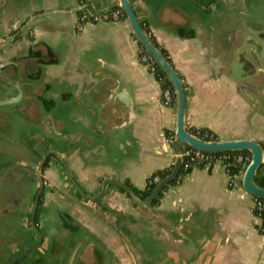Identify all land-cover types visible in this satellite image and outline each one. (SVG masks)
Returning <instances> with one entry per match:
<instances>
[{
	"label": "crops",
	"instance_id": "obj_1",
	"mask_svg": "<svg viewBox=\"0 0 264 264\" xmlns=\"http://www.w3.org/2000/svg\"><path fill=\"white\" fill-rule=\"evenodd\" d=\"M130 2L183 77L186 128L205 127L220 140L250 139L264 148V78L257 80L255 69L239 57L245 39L264 33V5ZM83 5L94 16L120 6L119 0ZM83 5L0 0V68L36 63L44 94L37 106L18 104L9 119L12 143L1 147L21 160L42 140V151L55 150L87 194H96L104 179H127L143 188L146 178L170 165L184 147L173 137L175 108L163 100L148 64L138 59L139 43L128 19L92 20L77 30ZM114 86L129 106L107 94ZM44 176L46 207L57 205L71 215L108 248L113 264H264V233L252 211L255 197L231 188L219 163L193 167L152 208L134 206L113 185L97 200L84 199L53 158Z\"/></svg>",
	"mask_w": 264,
	"mask_h": 264
},
{
	"label": "water",
	"instance_id": "obj_2",
	"mask_svg": "<svg viewBox=\"0 0 264 264\" xmlns=\"http://www.w3.org/2000/svg\"><path fill=\"white\" fill-rule=\"evenodd\" d=\"M256 2L257 4L264 5V0H256ZM119 5L129 21L135 38L166 75L172 86L175 97L176 116L173 137L178 147L190 146L210 154L228 151H248L250 159L245 166L240 184L245 192L264 200V186H260L254 180L256 172L264 162L262 145L250 139L203 140L190 133L185 126L184 120L186 97L182 80L143 31L130 0H119ZM242 45L245 50L239 54L240 60L245 66L253 67L255 69L253 75L257 80H262L261 78H264V33L259 34L258 39H245ZM247 53L251 56V59L245 56ZM20 59H26V56H21ZM8 69L12 70V74L7 73ZM8 69L0 68V114L3 113L5 116L11 115L16 105L21 101H23V105L26 103L33 104V106H37L38 102L44 101L43 88L38 81L40 72L36 63L32 62V64L29 63L24 66H19L18 70H14L13 68ZM34 72L36 74L32 75ZM107 94L110 97L122 98L124 105L126 107L129 106V102L123 99L124 93L122 91L116 92V86L109 88ZM180 151L181 150H178L176 152L177 154L174 158L171 172L162 178L151 193L143 200L138 199L128 186L113 179H104L100 190L96 194H87L72 177L65 161L55 150L48 151L44 159L48 157L53 158L55 162L62 164L67 179L84 199L97 200L105 194L109 185H113L129 195L139 207L146 208L178 174L182 163V158L179 156ZM66 215L68 216L65 217L68 223L75 228L71 231V250L64 255L61 264H113V257L108 248L95 236L90 234L79 222L74 220L71 215ZM33 216L34 213H32V217ZM69 218H71V220H69ZM35 230L38 236V244L34 248H37V246L41 244L42 238L39 231L36 228Z\"/></svg>",
	"mask_w": 264,
	"mask_h": 264
},
{
	"label": "flooded vegetation",
	"instance_id": "obj_3",
	"mask_svg": "<svg viewBox=\"0 0 264 264\" xmlns=\"http://www.w3.org/2000/svg\"><path fill=\"white\" fill-rule=\"evenodd\" d=\"M7 73L12 74V70ZM18 104L11 115L18 113ZM11 115L0 114V264H61L71 249V231L75 227L68 223L62 208L54 205L50 209L45 205L44 172L50 158L44 159L48 151H42L43 141L38 140L35 148L28 147L21 160L1 147L12 143ZM35 228L42 238L37 248H34L38 244ZM43 244L44 250L37 252Z\"/></svg>",
	"mask_w": 264,
	"mask_h": 264
},
{
	"label": "trees",
	"instance_id": "obj_4",
	"mask_svg": "<svg viewBox=\"0 0 264 264\" xmlns=\"http://www.w3.org/2000/svg\"><path fill=\"white\" fill-rule=\"evenodd\" d=\"M81 5H83L84 0H80ZM86 8V5H83L80 10L78 11V18L82 19L81 16L85 13L84 9ZM113 9H119L123 15V18H126V15L124 13V11L122 10V8L120 6H116ZM94 16V15H93ZM141 27L143 29V31L147 34L148 38L151 40V42L158 48V50L160 51V53L164 56V58L167 60V62L171 65V67L174 69L173 64L170 60V57L168 55V53L166 52V50L164 48H162L161 46H159L155 40L151 37V35L148 32V29L146 28L145 25H143L142 23ZM139 43V42H138ZM139 53H138V59L143 62L148 64L149 69L150 67L153 66V70H150L155 79L158 81L162 93L165 90H168L171 94V99L168 102V104L172 107L175 108V97H174V93H173V89L172 86L169 82V80L167 79L166 75L161 71V69L156 65V63L150 58V56L147 54V52L145 51V49L140 45L139 43ZM178 74V73H177ZM179 78L182 80L184 89L186 87L184 81H183V77L181 75H179ZM163 98V97H162ZM187 130L196 135L197 137L203 139V140H220L218 135H216L213 131L209 130L208 128H194V127H188ZM186 147V146H184ZM263 148V146H262ZM183 149V148H182ZM263 152H264V148H263ZM213 155L212 157V161H214L218 156L220 155H224L225 159L223 161V164L225 166V170L227 172L228 175L233 176V175H242L245 169V166L247 165L248 162L242 164V162L237 161L236 157L238 155H242V156H249L250 154L248 151H228V152H222V153H212ZM174 162V161H173ZM173 162L168 165L167 167L160 169V170H156L155 172L151 173L147 178H146V182L143 188H137L136 186H134L133 184H131L127 179L123 181V184L128 186L135 194V196L140 199L143 200L145 199L150 193L151 191L154 189V187L159 183V181L164 178L165 176H167L172 168H173ZM207 160H189L188 157L184 156L182 157V163H181V167L180 170L178 172V174L176 175V177L169 183L167 184V186L157 195V197L152 201V203L149 205L150 208L156 206L163 194V192L166 190V188L168 186H172V185H177L178 183L181 182V180L191 171V169L193 167H204L206 166ZM264 169V163L260 166V168L258 169V171L256 172L255 176H254V180L257 184H259L260 186H264V174L262 173V170ZM154 176H158L159 177V181H155L154 180ZM122 191V190H121ZM127 197H129V195L126 194ZM130 198V197H129ZM131 199V198H130ZM255 205L253 206V213L255 215H259L261 217V220L263 222L264 225V200L260 199V198H256L255 197ZM132 204L134 206H137V204L131 199ZM260 230H261V225L259 226ZM264 233V232H263Z\"/></svg>",
	"mask_w": 264,
	"mask_h": 264
},
{
	"label": "built area",
	"instance_id": "obj_5",
	"mask_svg": "<svg viewBox=\"0 0 264 264\" xmlns=\"http://www.w3.org/2000/svg\"><path fill=\"white\" fill-rule=\"evenodd\" d=\"M122 15H123V13L119 9H111V10L103 12L97 16H93V14L90 12H85L81 16L82 19L78 18L77 23H76V28H77V30H80L84 23L92 21V20L117 21V20L123 18ZM150 70H153V66L150 67ZM170 99H171L170 92L168 90H165L163 92V100L168 104ZM212 155H213L212 153L211 154L205 153V152H202V151L195 149L193 147H190V146L183 147V149H181V151L179 152V156L181 158L186 156L189 158V160H193V161L194 160H207L206 165L213 164V163H219L221 165L223 164V161L225 159L224 155L218 156L214 161H212V157H211ZM249 159H250L249 156L238 155L236 157V160L242 162V164L249 162ZM224 168H225V166H224ZM262 173L264 174V169L262 170ZM228 176L230 179L229 184H230L231 188H233L235 190H239V191L241 190L239 192L240 196H243L244 194L247 193L242 189L241 184H240V179H241L242 175H233V176L228 175ZM154 180L159 181V177L154 176ZM258 217L260 218L261 232H264L263 222H262L261 217L259 215H258Z\"/></svg>",
	"mask_w": 264,
	"mask_h": 264
},
{
	"label": "rangeland",
	"instance_id": "obj_6",
	"mask_svg": "<svg viewBox=\"0 0 264 264\" xmlns=\"http://www.w3.org/2000/svg\"><path fill=\"white\" fill-rule=\"evenodd\" d=\"M9 154H10L13 158H16V156H17L15 153H12V152L9 153Z\"/></svg>",
	"mask_w": 264,
	"mask_h": 264
}]
</instances>
